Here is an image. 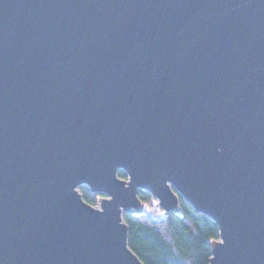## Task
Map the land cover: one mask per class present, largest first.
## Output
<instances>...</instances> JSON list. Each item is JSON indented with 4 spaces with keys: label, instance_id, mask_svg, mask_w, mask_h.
I'll return each instance as SVG.
<instances>
[{
    "label": "water",
    "instance_id": "1",
    "mask_svg": "<svg viewBox=\"0 0 264 264\" xmlns=\"http://www.w3.org/2000/svg\"><path fill=\"white\" fill-rule=\"evenodd\" d=\"M142 192L264 264V0H0V264H143Z\"/></svg>",
    "mask_w": 264,
    "mask_h": 264
},
{
    "label": "trees",
    "instance_id": "2",
    "mask_svg": "<svg viewBox=\"0 0 264 264\" xmlns=\"http://www.w3.org/2000/svg\"><path fill=\"white\" fill-rule=\"evenodd\" d=\"M119 179L127 176L119 172ZM87 204L96 206L97 196L86 188L81 190ZM140 200L153 207V198L142 192ZM184 216L170 215L162 219L149 216L138 218L124 216L130 229V249L143 264H209L211 257L210 240H219V231L208 217L195 214L193 209L180 199Z\"/></svg>",
    "mask_w": 264,
    "mask_h": 264
},
{
    "label": "rangeland",
    "instance_id": "3",
    "mask_svg": "<svg viewBox=\"0 0 264 264\" xmlns=\"http://www.w3.org/2000/svg\"><path fill=\"white\" fill-rule=\"evenodd\" d=\"M152 206H153V205H152ZM147 214H148L149 216H151V217H154L155 215L157 216V218H160V217H161V216H160V212L155 211V207H154V206L148 208V210H147Z\"/></svg>",
    "mask_w": 264,
    "mask_h": 264
},
{
    "label": "flooded vegetation",
    "instance_id": "4",
    "mask_svg": "<svg viewBox=\"0 0 264 264\" xmlns=\"http://www.w3.org/2000/svg\"><path fill=\"white\" fill-rule=\"evenodd\" d=\"M161 214V213H160ZM155 217L157 218V216L155 215Z\"/></svg>",
    "mask_w": 264,
    "mask_h": 264
}]
</instances>
